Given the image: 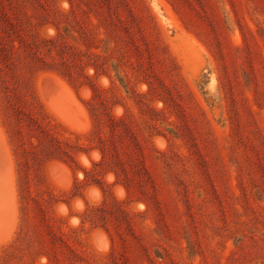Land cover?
<instances>
[{
  "label": "rangeland",
  "instance_id": "obj_1",
  "mask_svg": "<svg viewBox=\"0 0 264 264\" xmlns=\"http://www.w3.org/2000/svg\"><path fill=\"white\" fill-rule=\"evenodd\" d=\"M0 264H264V0H0Z\"/></svg>",
  "mask_w": 264,
  "mask_h": 264
},
{
  "label": "bare ground",
  "instance_id": "obj_2",
  "mask_svg": "<svg viewBox=\"0 0 264 264\" xmlns=\"http://www.w3.org/2000/svg\"><path fill=\"white\" fill-rule=\"evenodd\" d=\"M62 89V88H61ZM59 92V91H58ZM66 93H67V91H66ZM57 96V95H56ZM58 97V96H57ZM71 106V105H70ZM65 107V106H64ZM66 107H68L67 105H66ZM55 108V107H54ZM60 110V109H59ZM70 112H72V111H70ZM56 114V113H55ZM69 114V113H68ZM63 115V114H62ZM70 126H73V125H71L70 124ZM75 127V126H74ZM80 127V126H79Z\"/></svg>",
  "mask_w": 264,
  "mask_h": 264
}]
</instances>
